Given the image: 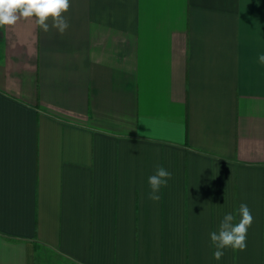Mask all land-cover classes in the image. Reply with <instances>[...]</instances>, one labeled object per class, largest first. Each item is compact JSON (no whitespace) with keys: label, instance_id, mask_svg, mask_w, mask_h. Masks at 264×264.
<instances>
[{"label":"crops","instance_id":"0c3cea01","mask_svg":"<svg viewBox=\"0 0 264 264\" xmlns=\"http://www.w3.org/2000/svg\"><path fill=\"white\" fill-rule=\"evenodd\" d=\"M70 2L0 28V264H264V0Z\"/></svg>","mask_w":264,"mask_h":264},{"label":"clouds","instance_id":"9594fccd","mask_svg":"<svg viewBox=\"0 0 264 264\" xmlns=\"http://www.w3.org/2000/svg\"><path fill=\"white\" fill-rule=\"evenodd\" d=\"M71 7L70 0H0V28L14 26L19 21H32L35 26L47 33L51 28L56 29L61 35L69 28L65 13ZM51 21V24L49 23ZM257 60L264 64V53L258 55ZM171 172L163 166L156 169L148 177L151 191L148 198L152 201L160 199V189L166 187L171 179ZM238 222L232 213L223 216L218 231L210 233L211 245L215 247L214 259L219 261L224 255V249L244 251L247 247V233L254 217L247 204L239 206Z\"/></svg>","mask_w":264,"mask_h":264}]
</instances>
